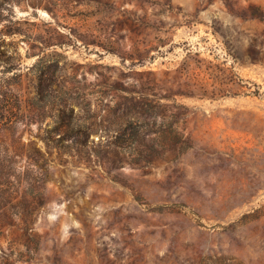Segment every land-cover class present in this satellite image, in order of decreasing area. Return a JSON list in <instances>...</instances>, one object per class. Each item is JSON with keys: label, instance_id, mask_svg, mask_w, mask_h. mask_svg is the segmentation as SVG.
<instances>
[{"label": "rangeland", "instance_id": "1", "mask_svg": "<svg viewBox=\"0 0 264 264\" xmlns=\"http://www.w3.org/2000/svg\"><path fill=\"white\" fill-rule=\"evenodd\" d=\"M0 152V264H264V0H0Z\"/></svg>", "mask_w": 264, "mask_h": 264}, {"label": "trees", "instance_id": "2", "mask_svg": "<svg viewBox=\"0 0 264 264\" xmlns=\"http://www.w3.org/2000/svg\"><path fill=\"white\" fill-rule=\"evenodd\" d=\"M6 162H7V154L0 152V178H1V175L4 173V167L7 166L5 165ZM4 201H5V197L3 196V192L1 191L0 192V209L1 207H3Z\"/></svg>", "mask_w": 264, "mask_h": 264}]
</instances>
